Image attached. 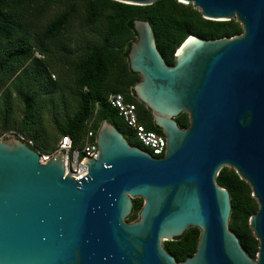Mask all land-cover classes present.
Segmentation results:
<instances>
[{
    "label": "water",
    "instance_id": "obj_1",
    "mask_svg": "<svg viewBox=\"0 0 264 264\" xmlns=\"http://www.w3.org/2000/svg\"><path fill=\"white\" fill-rule=\"evenodd\" d=\"M146 4L153 0H119ZM241 32L188 34L162 57L151 23L134 18L127 62L135 97L165 136L161 156L130 144L107 118L85 172L64 173L62 151L44 161L15 134L0 138V264H264V0H179ZM185 111L186 126L174 116ZM230 166L257 202L248 255L228 226L229 194L215 175ZM142 202L126 220L132 197ZM198 228L176 260L164 239Z\"/></svg>",
    "mask_w": 264,
    "mask_h": 264
},
{
    "label": "trees",
    "instance_id": "obj_2",
    "mask_svg": "<svg viewBox=\"0 0 264 264\" xmlns=\"http://www.w3.org/2000/svg\"><path fill=\"white\" fill-rule=\"evenodd\" d=\"M134 18L151 23L167 64L188 34L216 38L241 32L235 18H205L179 0H0V135L11 130L39 153L49 152L62 134L78 147L85 131L91 128L95 135L100 120L107 118L130 144L147 149L107 100L110 92H121L134 102L137 120L162 133L132 91L131 84L139 79L127 62L129 43L136 38ZM174 119L182 127L188 123L185 111ZM215 181L229 194L228 226L252 255L257 239L248 217L257 202L250 186L230 166L220 167ZM141 202L140 196L132 197L126 220L137 217ZM198 231L189 225L163 241L181 260L193 252Z\"/></svg>",
    "mask_w": 264,
    "mask_h": 264
},
{
    "label": "built area",
    "instance_id": "obj_3",
    "mask_svg": "<svg viewBox=\"0 0 264 264\" xmlns=\"http://www.w3.org/2000/svg\"><path fill=\"white\" fill-rule=\"evenodd\" d=\"M107 100L120 115L123 122L131 128L134 137L145 146L153 155L161 156L165 150V136L163 133L156 132L144 127L137 120L135 104L132 101H126L121 92H110L107 95ZM24 140L21 135L17 136ZM26 142V141H25ZM29 143L30 141L27 140ZM26 142V143H27ZM97 147L95 143V135L91 128H88L83 139L78 147H73L71 138L67 134H62L56 141L55 148L46 153L40 154V160L44 161L51 156L55 151H62V161L64 173L75 178L85 172L86 164L80 159L83 156L96 157Z\"/></svg>",
    "mask_w": 264,
    "mask_h": 264
},
{
    "label": "rangeland",
    "instance_id": "obj_4",
    "mask_svg": "<svg viewBox=\"0 0 264 264\" xmlns=\"http://www.w3.org/2000/svg\"><path fill=\"white\" fill-rule=\"evenodd\" d=\"M10 134H13V133L11 132V130H4L3 133L0 135V138H1V137L8 136V135H10ZM53 137H54V136H51L50 139H53ZM54 148H55V147H54ZM51 151H52V150H51ZM49 152H50V151H49ZM46 153H48V151H43V152H41V153H39V154H46Z\"/></svg>",
    "mask_w": 264,
    "mask_h": 264
}]
</instances>
